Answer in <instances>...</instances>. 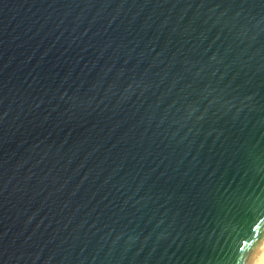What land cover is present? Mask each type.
Listing matches in <instances>:
<instances>
[{"label":"water","instance_id":"95a60500","mask_svg":"<svg viewBox=\"0 0 264 264\" xmlns=\"http://www.w3.org/2000/svg\"><path fill=\"white\" fill-rule=\"evenodd\" d=\"M261 212L264 0H0V264H251Z\"/></svg>","mask_w":264,"mask_h":264},{"label":"snow or ice","instance_id":"6c2138e0","mask_svg":"<svg viewBox=\"0 0 264 264\" xmlns=\"http://www.w3.org/2000/svg\"><path fill=\"white\" fill-rule=\"evenodd\" d=\"M264 220V212H261L259 216H257L256 220L253 221V224L251 227H249L248 232L244 235V239H252L254 237H264V232L257 233L256 229L261 227L260 221ZM259 240L257 239V243ZM243 250L237 246V252H242Z\"/></svg>","mask_w":264,"mask_h":264},{"label":"bare ground","instance_id":"6f19581e","mask_svg":"<svg viewBox=\"0 0 264 264\" xmlns=\"http://www.w3.org/2000/svg\"><path fill=\"white\" fill-rule=\"evenodd\" d=\"M251 264H264V242Z\"/></svg>","mask_w":264,"mask_h":264}]
</instances>
